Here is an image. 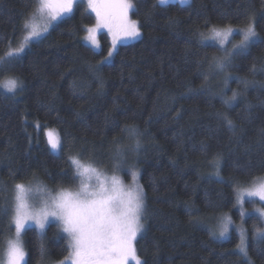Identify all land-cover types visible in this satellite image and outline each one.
<instances>
[{"label": "trees", "instance_id": "obj_1", "mask_svg": "<svg viewBox=\"0 0 264 264\" xmlns=\"http://www.w3.org/2000/svg\"><path fill=\"white\" fill-rule=\"evenodd\" d=\"M134 4L141 35L118 45L109 62L101 63L110 48L106 33L98 36L99 50L82 41L96 22L85 2L19 58L0 61V85L21 82L14 95L0 87V253L15 185L74 188L79 178L69 158L78 157L124 182L138 172L145 204L135 241L141 264H247L235 251V232L225 240L211 233L225 213L239 219L237 190L264 176V43L219 71L213 58L225 53L218 41L201 40L213 26L241 28L252 17L264 41V0ZM33 10L34 0H0V57L23 43ZM51 129L62 140L58 153L47 143ZM258 225L251 215V264H264V236L252 229ZM24 247V264L68 254L66 236L53 223L43 234L27 228Z\"/></svg>", "mask_w": 264, "mask_h": 264}, {"label": "snow or ice", "instance_id": "obj_2", "mask_svg": "<svg viewBox=\"0 0 264 264\" xmlns=\"http://www.w3.org/2000/svg\"><path fill=\"white\" fill-rule=\"evenodd\" d=\"M83 2L84 0H34L32 20H25L23 24V29L26 31L23 43L14 52H9L8 58H19L31 42L41 39L48 33L53 22H61L73 13L78 3ZM168 3L169 0H155L153 7L165 6ZM179 3L185 5L189 0H179ZM89 9L95 14L96 22L94 26L86 29V40L93 48L99 47L97 32L102 28L107 29L112 44L108 57L113 55L118 43L136 39L141 35L138 21L130 18V13L135 9L132 0H87L85 11ZM36 20L43 21V27H39ZM209 33L210 35L204 37L201 43L208 39L218 41L220 50L225 52L222 57L213 58L214 66L219 71H224L231 65L233 57L246 54L253 44L264 43L258 37L252 17H249V22L239 29L230 25L222 29L213 26L209 29ZM236 34L241 37L239 43L233 45L232 50H227L226 43ZM0 61L7 62L3 57H0ZM225 82L227 83V78ZM20 86L21 82L17 79H9L0 85L13 95ZM237 95L238 93L234 91L229 99L235 100ZM224 103L228 104L229 101L225 100ZM228 123L231 125L232 122L229 120ZM127 130L130 135L136 134L135 128L129 127ZM46 135L52 151L62 148V140L58 135L52 132ZM137 147H139L138 141ZM117 156L122 158V153L118 151ZM69 162L74 169V178H79L78 189L75 191L61 189L54 194L49 192L39 208H33L28 203V189L23 184L15 185L14 214L11 217V222L15 226V237L8 241L4 259L0 260V264H24L26 252L22 240L23 231L27 225L34 224L43 233L50 219L58 222V229L66 234L68 256L61 264H129L130 260L141 264L136 254L135 241L144 230L142 221L145 204L143 188L138 184V172H131L134 187L125 190L119 176L102 178L101 173L91 163L86 164L78 157H70ZM119 166L120 161L117 160L115 167L119 168ZM217 168H219L218 164ZM245 195L258 197L264 202V180L255 182L251 188L241 192L237 197L238 201L242 203ZM251 202L255 203L254 200ZM254 211L264 220V207L256 208ZM244 215L242 210L240 213L242 220ZM231 223L230 218H224L219 228V238L224 239L229 236ZM237 231L239 243L236 244L235 251L242 261L251 264L248 260L246 231L243 228ZM258 235L264 236V232H258ZM41 254H43L42 245Z\"/></svg>", "mask_w": 264, "mask_h": 264}, {"label": "rangeland", "instance_id": "obj_3", "mask_svg": "<svg viewBox=\"0 0 264 264\" xmlns=\"http://www.w3.org/2000/svg\"><path fill=\"white\" fill-rule=\"evenodd\" d=\"M190 1H191V0H189V2H190ZM84 2L87 3V0H84ZM132 2H133V4H134V2H136V0H132ZM174 2L179 3V0H169V3H174ZM179 4H180V3H179ZM134 5H135V4H134ZM94 15H95V14H94ZM130 18H131L132 20H134V19L131 17V13H130ZM35 22L39 25V27H43V21L36 20ZM55 23H56V22H53L52 25L55 24ZM52 25H51V26H52ZM94 25H95V23H94L92 26H94ZM51 26H50V27H51ZM92 26H89V27H92ZM233 28H235V27H233ZM86 29H87V28H86ZM221 29H222V28H221ZM236 29H239V28H236ZM102 32H103V33H106V34L108 35V37H109V42H110V48H109V50H110L111 47H112V44H111V36H110V34L107 32V29H103V28H102V29H99L98 32H97V41H98V45H99V47L93 48V47L90 45V43L86 40L87 31L85 32V34H84V36H83V38H82L83 43L86 44V45H88V46H90V47L93 48L94 50H99V49H100V43H99L98 36H99V34L102 33ZM209 35H210V33H209L207 36H209ZM139 37H140V36H139ZM139 37H138V38H139ZM138 38H136V39H132V40H125V41H123V42L118 43V45H120V44H124V43H129V42H132V41H135V40H137ZM240 39H241L240 35H238V34H236V35H232V36L229 38V42H227L226 45H225L226 49H227V50H232L233 45L238 44L239 41H240ZM206 41H207V42H214V41H212V40H210V39H208V40H206ZM214 43L219 47V49L221 48L219 42H214ZM118 45H117V47H118ZM117 47L113 50V54L115 53ZM220 51H221V50H220ZM108 52H109V51H108ZM221 52H222V53H225L224 51H221ZM112 56H113V55H112ZM112 56H111V57H108V53H107V55L104 57L103 61L105 60L106 57H108V59L105 60L104 62H109V61L111 60ZM8 59H10V58H8V57L5 58L6 61H7ZM5 91H6V90H5ZM6 92H7V91H6ZM48 132H52V133H54V134H56V135L59 136V134H58L55 130H53V129H51V130H46V133H48ZM46 133H45V136H46V139L48 140V137H47ZM50 150H51V149H50ZM51 151H52V150H51ZM53 152H54V151H53ZM58 152H59V150H58V151H55V153H58ZM97 170H98V169H97ZM98 172H99V170H98ZM100 173H101V172H100ZM115 175H117V174H115ZM112 176H113V175H112ZM112 176H106V175H103V174L101 173V177H102V178H109V179H110ZM117 176H119V175H117ZM119 177H120V176H119ZM120 179L122 180V184H123V187L125 188V190L131 189L132 187H134V185H133V181H132V175L130 176V181H128V182H124L123 179H122L121 177H120ZM259 180H264V176L261 177L260 179H258L257 181H259ZM78 181H79V180H78ZM257 181H255V182H257ZM255 182H253V183H251V184H249V185H247V186H245V187H240V188L237 190V192H236V210H237V212H238V214H239V219H234V218L230 215V213H229V214H228V213H225L224 215L218 217V218L215 220V222H214V224H213V225H214L213 233H216V235H214L216 238L221 239V238H219V236H218L219 228H220L221 224L224 222V218H225V217H228V218H230L231 221H232V223L229 225V236L231 235V233L235 232V233L238 235V238H239V234H238V231H237V230H238L239 228H243V229L246 231V235H247V239H248V229H247V226H246V225H247V222H248V218H249L251 215L257 216L258 219H259V221H260V225H258V226H256V227H252V229L254 230V235H255L256 237H262L261 235H258V232H264V220H262V219L260 218L259 213L255 212L254 209L264 207V202H261V201L259 200L258 197H247L246 195L243 197V202H242V203H241L240 201H238V199H237L238 195H239L241 192H245L247 189L251 188ZM93 183H95V180H93ZM22 184L25 186L26 189H28V192H27L28 203H29L33 208H39V207H41V206H42V202H43V200L47 198L49 192H51V193L54 194L55 192L61 190V189H59V190H51V189H49V188H45L44 186L39 185V184H24V183H22ZM138 184H139V182H138ZM78 187H79V182H78V185H77L76 187H74V188H68L67 190H73V191H75V190L78 189ZM15 195H16V188L13 189V191H12V195H11V198L9 199V205H10V209H11V213H12V215L14 214V211H13V210H14V204H15ZM253 200L255 201V203L251 202V201H253ZM242 210H243L244 213H245L243 220L241 219V216H240V213H241ZM11 223H12V222H11ZM52 223H53V224H56V225L58 226V222H56V221L50 219L49 222L46 224V227H45L43 233L45 232L47 226L50 225V224H52ZM31 227L37 229V228L35 227L34 224H29V225L26 226L25 230H26L27 228H31ZM25 230H24L23 233H22V240H23V243H24V232H25ZM37 231H38L39 233H41L39 229H37ZM61 232H62V231H61ZM43 233H41V234H43ZM62 233H63V232H62ZM63 234L66 236L65 233H63ZM229 236H228V237H229ZM14 237H15V226H14V224L12 223L11 230H10V234H9V236L7 237V239L5 240V242H4V246H3L2 251H1V253H0V260H3V259H4L5 251H6V248H7V243H8V241H9L10 239H13ZM228 237H226V238H224V239H221V240H225V239H227ZM238 243H239V242H238ZM24 248H25V247H24ZM25 252H26V250H25ZM67 256H68V254H67L65 257H67ZM65 257L62 258V259H60V260H50V259L48 260V259H43V261L41 262V264H61V262L65 260ZM137 257H138V256H137ZM139 260H140V259H139ZM25 261H26V257H25ZM24 263H25V262H24ZM129 264H136V261H135V260H130V261H129Z\"/></svg>", "mask_w": 264, "mask_h": 264}, {"label": "bare ground", "instance_id": "obj_4", "mask_svg": "<svg viewBox=\"0 0 264 264\" xmlns=\"http://www.w3.org/2000/svg\"><path fill=\"white\" fill-rule=\"evenodd\" d=\"M105 61V60H104ZM42 181H44V180H42ZM236 204V203H235Z\"/></svg>", "mask_w": 264, "mask_h": 264}]
</instances>
